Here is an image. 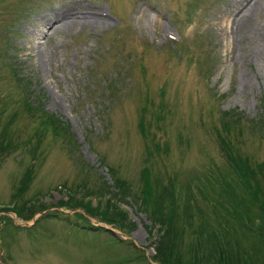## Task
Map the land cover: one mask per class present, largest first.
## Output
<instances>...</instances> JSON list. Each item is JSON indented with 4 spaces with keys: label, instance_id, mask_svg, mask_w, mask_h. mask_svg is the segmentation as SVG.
Masks as SVG:
<instances>
[{
    "label": "rangeland",
    "instance_id": "obj_1",
    "mask_svg": "<svg viewBox=\"0 0 264 264\" xmlns=\"http://www.w3.org/2000/svg\"><path fill=\"white\" fill-rule=\"evenodd\" d=\"M238 113L264 187V0H0V264H160L157 196L188 258Z\"/></svg>",
    "mask_w": 264,
    "mask_h": 264
},
{
    "label": "trees",
    "instance_id": "obj_2",
    "mask_svg": "<svg viewBox=\"0 0 264 264\" xmlns=\"http://www.w3.org/2000/svg\"><path fill=\"white\" fill-rule=\"evenodd\" d=\"M224 114L231 115V112L224 111ZM42 118H45L43 120V122L46 120L45 124H54V117L43 114ZM238 118L239 113L234 114L233 119L229 117L223 120V132L226 134L219 137L221 151L228 161L230 170L237 174L236 179H224L222 182L218 201L222 209L214 212L213 223L210 222L212 220L210 223L203 220L198 224L197 230L193 234L190 233L192 240L187 243L186 252L189 256L186 259H183L185 255H182L179 248L183 231H180L179 237L174 235L175 220L172 215L175 211L166 215L157 196L158 208L152 213V218L154 226L160 228L161 237L164 238V245L157 247L155 256L160 264H264V230L258 225V222H264V187L255 176L256 171H260L263 165L255 169L242 163L240 155L235 150L231 151L225 141L227 133L235 126ZM27 177L21 179L20 185H23ZM174 200L173 197L170 203L172 204ZM185 214L183 220L188 224L194 223L191 213L185 210ZM104 220L112 222L109 219ZM163 240L160 238L161 244ZM202 246L205 247L204 250L201 249Z\"/></svg>",
    "mask_w": 264,
    "mask_h": 264
},
{
    "label": "water",
    "instance_id": "obj_3",
    "mask_svg": "<svg viewBox=\"0 0 264 264\" xmlns=\"http://www.w3.org/2000/svg\"><path fill=\"white\" fill-rule=\"evenodd\" d=\"M109 230L115 235V232L113 230H111V229H109Z\"/></svg>",
    "mask_w": 264,
    "mask_h": 264
},
{
    "label": "bare ground",
    "instance_id": "obj_4",
    "mask_svg": "<svg viewBox=\"0 0 264 264\" xmlns=\"http://www.w3.org/2000/svg\"><path fill=\"white\" fill-rule=\"evenodd\" d=\"M71 22V21H70ZM40 28V27H39ZM38 33V32H37Z\"/></svg>",
    "mask_w": 264,
    "mask_h": 264
}]
</instances>
